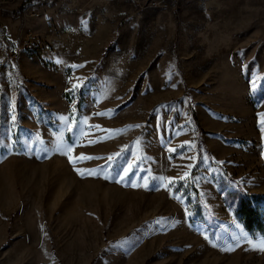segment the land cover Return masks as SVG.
Returning <instances> with one entry per match:
<instances>
[{
	"label": "rangeland",
	"instance_id": "1",
	"mask_svg": "<svg viewBox=\"0 0 264 264\" xmlns=\"http://www.w3.org/2000/svg\"><path fill=\"white\" fill-rule=\"evenodd\" d=\"M241 191L264 0H0V264H264Z\"/></svg>",
	"mask_w": 264,
	"mask_h": 264
},
{
	"label": "trees",
	"instance_id": "2",
	"mask_svg": "<svg viewBox=\"0 0 264 264\" xmlns=\"http://www.w3.org/2000/svg\"><path fill=\"white\" fill-rule=\"evenodd\" d=\"M235 214L246 230L264 234V194L241 191Z\"/></svg>",
	"mask_w": 264,
	"mask_h": 264
},
{
	"label": "snow or ice",
	"instance_id": "3",
	"mask_svg": "<svg viewBox=\"0 0 264 264\" xmlns=\"http://www.w3.org/2000/svg\"><path fill=\"white\" fill-rule=\"evenodd\" d=\"M98 115H103V113H98ZM61 119L64 120L66 118L61 117ZM85 123H86V121H85ZM93 127H99V126H93ZM138 143H139V141H138ZM68 151H71V146L68 147ZM69 159H70V161H72V157H69ZM85 159H95V157H86V156L81 155V157L78 158V160H80V161H83ZM109 159H111V158H109ZM73 162H75V161H73ZM77 171H79V170H77ZM85 171L87 172V174H93L92 170H85ZM157 222L159 223V221H157ZM205 239H208V238L205 237ZM248 243L251 244L254 248H259L260 250H264V238H261L256 243H253V241L251 239H249Z\"/></svg>",
	"mask_w": 264,
	"mask_h": 264
},
{
	"label": "built area",
	"instance_id": "4",
	"mask_svg": "<svg viewBox=\"0 0 264 264\" xmlns=\"http://www.w3.org/2000/svg\"><path fill=\"white\" fill-rule=\"evenodd\" d=\"M31 43H32L31 39H29V41H25L24 47L25 48L30 47Z\"/></svg>",
	"mask_w": 264,
	"mask_h": 264
}]
</instances>
